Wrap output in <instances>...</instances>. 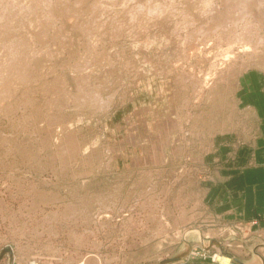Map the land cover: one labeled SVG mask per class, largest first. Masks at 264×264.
I'll list each match as a JSON object with an SVG mask.
<instances>
[{
    "label": "rangeland",
    "instance_id": "obj_1",
    "mask_svg": "<svg viewBox=\"0 0 264 264\" xmlns=\"http://www.w3.org/2000/svg\"><path fill=\"white\" fill-rule=\"evenodd\" d=\"M228 1L0 0V264L264 262L205 200L263 135L264 0Z\"/></svg>",
    "mask_w": 264,
    "mask_h": 264
},
{
    "label": "crops",
    "instance_id": "obj_2",
    "mask_svg": "<svg viewBox=\"0 0 264 264\" xmlns=\"http://www.w3.org/2000/svg\"><path fill=\"white\" fill-rule=\"evenodd\" d=\"M243 99V98H241ZM264 98L251 99L250 106L257 108V114H253L258 122V127L262 131L261 138L257 137L256 150L253 152L251 163L243 166L239 174L225 183L207 190L205 200L207 207L212 215H219L229 219L251 221L253 219L259 221L258 225L264 229ZM245 102V101H244ZM249 102V101H248ZM261 107V109H260ZM259 136V135H258ZM254 147V149H255ZM208 189V188H207ZM250 254L241 262L253 260ZM252 258V259H251ZM237 263V261H235ZM252 264H264L262 258L254 259ZM189 264H217L209 261H191ZM237 264H240L238 262ZM250 264V263H249Z\"/></svg>",
    "mask_w": 264,
    "mask_h": 264
},
{
    "label": "bare ground",
    "instance_id": "obj_3",
    "mask_svg": "<svg viewBox=\"0 0 264 264\" xmlns=\"http://www.w3.org/2000/svg\"><path fill=\"white\" fill-rule=\"evenodd\" d=\"M230 1H232V0H230ZM230 1H228L229 3H230V7L232 6L231 4H233V3H231ZM226 2H227V0H226ZM229 3H227L228 5H229ZM236 4H238V3H235V5H233V7L234 6H236ZM239 6H240V4H239ZM235 8V7H234ZM243 13H245V11L243 12ZM47 15L48 16H52V12H51V10L50 9H48V12H47ZM6 45V44H5ZM26 45V42L24 41V39L22 40L21 38H19V39H15V40H13L12 42H10V44H8V46H7V60H6V62H5V64H3V68H2V70H0V84L2 85V88H0L1 90H0V92H4L7 88H9V85L8 84H6V83H4V80H5V76H6V74H4L3 72H5V73H10V71L11 70H9V63H11V64H13V63H15V64H17V62H20V55H22V54H25V53H22L21 54V49H22V47L23 46H25ZM23 50V49H22ZM11 69V68H10ZM3 73V74H2ZM20 74V73H19ZM2 75V76H1ZM26 75V74H25ZM20 77H22V78H25V76L23 75V74H20ZM82 89H83V86L81 85L80 86V90L82 91ZM10 90V89H9ZM88 95V94H87ZM89 96H91L92 98L93 97H95V93L93 92V94L92 95H88V97ZM97 96V95H96ZM78 97V96H77ZM84 97V96H83ZM80 98V97H79ZM78 98V99H79ZM91 98V99H92ZM100 99V98H99ZM95 103V102H94ZM193 230V232L192 233H195V234H191L190 235V233L189 234H186L185 235V232H184V234H183V236L185 235V237L187 238V237H190L191 239H193V240H196L197 242H199L201 245H202V243H201V241H200V238H202V236H201V233H200V230L199 229H192ZM187 233V232H186ZM198 234H199V236H198ZM183 236H182V240L184 239L183 238ZM198 237H199V239H198ZM203 239V238H202ZM204 241H207V240H205V239H203ZM189 241V240H188ZM208 242V241H207ZM215 244L216 246H220V243H219V245H218V243L216 242V241H214V240H212V241H209V247L212 245V244ZM203 246V245H202ZM209 247L208 248H206V250L208 251L209 250ZM204 248V247H203ZM204 250H205V248H204ZM251 252H252V256H254V255H256L257 256V259L258 260H260V262H261V258H260V256L256 253V250H250ZM190 252V251H189ZM259 256V257H258ZM216 258V260L219 262V261H222L223 263H228V258L227 257H225V256H222V255H218V253L216 254V256H215ZM237 262H240V264H246V262H241V261H237ZM247 264H249V263H247ZM250 264H252V263H250Z\"/></svg>",
    "mask_w": 264,
    "mask_h": 264
},
{
    "label": "water",
    "instance_id": "obj_4",
    "mask_svg": "<svg viewBox=\"0 0 264 264\" xmlns=\"http://www.w3.org/2000/svg\"><path fill=\"white\" fill-rule=\"evenodd\" d=\"M187 233H185V235H186ZM189 234V233H188ZM185 235L183 236V242L185 243V241H186V237H185ZM198 236H199V234H198ZM198 239H199V237H198ZM200 241H201V243H202V245L204 246V248L206 249L207 248V246L205 245L206 243H207V241H204L202 238H200ZM209 242V241H208ZM186 246V245H185ZM184 246V247H185ZM184 249V248H183Z\"/></svg>",
    "mask_w": 264,
    "mask_h": 264
}]
</instances>
